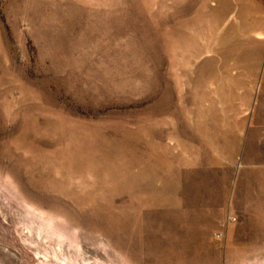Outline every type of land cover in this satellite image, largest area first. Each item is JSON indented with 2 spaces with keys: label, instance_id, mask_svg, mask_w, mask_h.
<instances>
[{
  "label": "rangeland",
  "instance_id": "obj_1",
  "mask_svg": "<svg viewBox=\"0 0 264 264\" xmlns=\"http://www.w3.org/2000/svg\"><path fill=\"white\" fill-rule=\"evenodd\" d=\"M263 75L264 0H0V264H264L216 142Z\"/></svg>",
  "mask_w": 264,
  "mask_h": 264
},
{
  "label": "crops",
  "instance_id": "obj_2",
  "mask_svg": "<svg viewBox=\"0 0 264 264\" xmlns=\"http://www.w3.org/2000/svg\"><path fill=\"white\" fill-rule=\"evenodd\" d=\"M232 81V98L239 110L225 111L223 131L218 127L216 133L218 144L222 142L221 132L226 134L225 142L232 141L233 152L229 156L234 170L231 194L234 217L229 219L234 222L237 218L240 228L250 230L247 234L250 238L261 240L264 238V75L261 80Z\"/></svg>",
  "mask_w": 264,
  "mask_h": 264
},
{
  "label": "built area",
  "instance_id": "obj_3",
  "mask_svg": "<svg viewBox=\"0 0 264 264\" xmlns=\"http://www.w3.org/2000/svg\"><path fill=\"white\" fill-rule=\"evenodd\" d=\"M217 237L220 238V235H218Z\"/></svg>",
  "mask_w": 264,
  "mask_h": 264
}]
</instances>
